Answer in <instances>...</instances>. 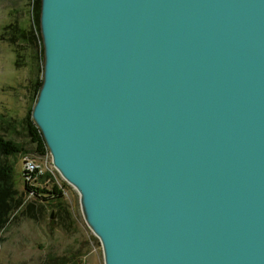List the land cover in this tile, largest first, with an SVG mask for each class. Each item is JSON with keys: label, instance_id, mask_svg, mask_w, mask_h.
Wrapping results in <instances>:
<instances>
[{"label": "water", "instance_id": "95a60500", "mask_svg": "<svg viewBox=\"0 0 264 264\" xmlns=\"http://www.w3.org/2000/svg\"><path fill=\"white\" fill-rule=\"evenodd\" d=\"M40 32L32 119L104 263L264 264V0H41Z\"/></svg>", "mask_w": 264, "mask_h": 264}, {"label": "rangeland", "instance_id": "374dc122", "mask_svg": "<svg viewBox=\"0 0 264 264\" xmlns=\"http://www.w3.org/2000/svg\"><path fill=\"white\" fill-rule=\"evenodd\" d=\"M27 4L28 0H0V133L24 145L30 152L28 156L37 161L43 172H46L54 170L52 159L34 154L35 146L27 132L20 127L22 120L34 107V99H31L27 91L29 80H43L44 58L40 56V46L37 44L36 61L39 70L36 69L31 74L33 68L30 58H23L17 67L16 53L5 40V27L14 22L16 14L23 27L32 24L27 15ZM23 6L25 13L20 16L14 8L17 7L19 11ZM5 122L10 123L8 130ZM24 157L19 155L6 160L0 156V164L4 161L16 164L15 189L23 199V204L11 215L8 224L0 232V264H52L54 259L61 257H71L81 264H105L101 243L83 217L78 193L56 171L54 181L50 180L46 184L42 180H36L31 186L40 189L56 186L58 191L65 192V201L73 216L71 225H65L64 222L61 225L48 205L45 213L37 211L41 201L36 202V198L28 194L25 188ZM33 202H36V209L28 211V206Z\"/></svg>", "mask_w": 264, "mask_h": 264}, {"label": "trees", "instance_id": "16d2710c", "mask_svg": "<svg viewBox=\"0 0 264 264\" xmlns=\"http://www.w3.org/2000/svg\"><path fill=\"white\" fill-rule=\"evenodd\" d=\"M29 1L28 0V14L29 15ZM40 4L41 0H36L35 4V19L34 22L29 27H23L21 20L17 19V14L13 23H10L5 27V40L13 47L16 53V66H20V62L23 58H30V63L32 66L31 74H34L35 70H39L37 64V44L40 46V56L44 58V49L42 44V37L40 32ZM14 10L21 16H23L24 6L21 10L18 11V8L15 7ZM21 47L22 50H21ZM43 61V59H42ZM36 64V65H35ZM43 80L39 79H30L29 86L27 91L30 94L31 99H34V105L36 104L41 90ZM32 110L31 109L22 120L21 126L27 132L29 139L33 146H35L34 154L38 157H44L49 155V150L46 146V143L43 139V136L40 130L37 128L36 124L32 119ZM6 123V122H5ZM7 130L11 127L10 123H6ZM30 152L25 148L24 145L16 143L13 139L8 138L4 133H0V156L4 157L6 160L8 158H14L19 155L22 157L28 155ZM15 163H4L0 164V232L8 224L11 215L23 204L22 197H19L17 190L15 189L14 182V169ZM48 176L42 177L41 180L45 182ZM27 191H33V197L41 201V204L37 211L40 214L45 213L46 205L51 207L54 217L66 225H71L72 212L70 211L69 206L65 201V195L63 192L58 191L56 186L51 188H31L26 187ZM36 202L31 203L28 206V211H32L35 208ZM36 218V215H34ZM63 225V226H65ZM52 264H81L74 260L71 257H61L59 259H54Z\"/></svg>", "mask_w": 264, "mask_h": 264}, {"label": "built area", "instance_id": "2783aa9c", "mask_svg": "<svg viewBox=\"0 0 264 264\" xmlns=\"http://www.w3.org/2000/svg\"><path fill=\"white\" fill-rule=\"evenodd\" d=\"M35 4H36V0H30L29 1V18L30 21L33 23L34 19H35ZM48 159H51L50 154L47 155ZM50 157V158H49ZM24 163H25V167H24V181H25V188L27 186L31 187V188H35L32 185V183L36 180H41L42 177L48 176L45 180L44 183L48 184V182L50 180L54 181L55 178V171L56 173H58V171L56 170V168L52 166L54 168V170H48L46 172H43L42 167L40 165L37 164V161L31 159V157H29L28 155L25 156L23 158ZM26 192L30 195L33 196V191H27ZM65 195V192H63Z\"/></svg>", "mask_w": 264, "mask_h": 264}]
</instances>
